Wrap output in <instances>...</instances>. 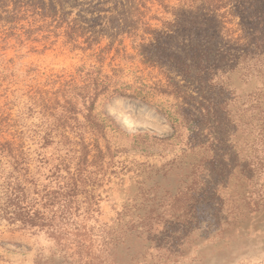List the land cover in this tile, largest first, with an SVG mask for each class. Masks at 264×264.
Here are the masks:
<instances>
[{
    "label": "rangeland",
    "instance_id": "obj_1",
    "mask_svg": "<svg viewBox=\"0 0 264 264\" xmlns=\"http://www.w3.org/2000/svg\"><path fill=\"white\" fill-rule=\"evenodd\" d=\"M251 5L264 0H0V143L29 169L0 151V264H264V19ZM196 44L212 50L199 84L169 58ZM91 67L113 97L91 117L78 101L73 125L103 128L105 154L60 218L46 198L76 161L43 146L51 125L32 97ZM19 184L52 230L11 223Z\"/></svg>",
    "mask_w": 264,
    "mask_h": 264
},
{
    "label": "trees",
    "instance_id": "obj_2",
    "mask_svg": "<svg viewBox=\"0 0 264 264\" xmlns=\"http://www.w3.org/2000/svg\"><path fill=\"white\" fill-rule=\"evenodd\" d=\"M253 6L254 5H251L247 9L244 8V10H250V14L251 11H253L264 19V9L253 8ZM260 24H262V22ZM262 32V29H259L255 36L258 38L262 34L264 35ZM68 38L69 41H72L76 39V36L72 37L69 35ZM259 39L260 41H258ZM259 39H255V44L258 47L259 44H264L263 38L260 37ZM153 48L155 49V47ZM87 49L91 50V45L87 47ZM211 53V46L204 48L196 44L191 46L183 56L175 55L169 58L178 66L177 69L182 76L194 80L199 84L203 82V77L206 73L204 65L208 64L211 60ZM164 54L165 53L162 51L159 55L161 58H167L168 60V56L163 57ZM186 60H188V63ZM219 60H222V58L220 57ZM81 72L79 77L80 85L75 79H71L70 81H64L54 92L40 91L36 92L32 97L34 108H32V110L40 114L43 119L50 122L51 125V127L47 128L48 131L41 137L43 146L54 144L57 148L62 147L66 149V154H70V159L76 161L74 167L76 174L66 169L71 179L69 178L64 186L57 185L58 191H52V197L46 198L52 207H54V205L58 206L60 218H62L63 214L66 215V213H70L72 209L76 208V210H79L80 206L78 204L81 203V201L78 199V190L80 187L82 189L80 176L83 172L87 171L86 168L88 167L89 161L97 160L105 154L99 141L100 137H102L103 128L94 125L91 121L82 126H75L73 124L77 121V102H81L85 110L89 112L88 117H91L96 102L101 96H108L107 94L110 92V86L107 82V78L100 75L101 68L91 67V69H83ZM112 97V95L108 96L107 100H111ZM198 109L200 115H202L201 113L203 111H206V115L210 113L209 109L205 107H199ZM108 121L118 129L112 117H108ZM0 151L8 158L15 172L18 174L23 172L24 175H26L29 171L28 167L26 164L22 165L18 160V157L23 155L21 148H17L12 141H5L2 144L0 143ZM55 171L57 172V169ZM26 190V187H22L21 184L12 189L11 195L6 202L7 212L8 214L10 213L9 220L11 223L17 224L20 229L46 230L49 226L47 230H52L51 225L45 222V218L38 210H32V208L27 207Z\"/></svg>",
    "mask_w": 264,
    "mask_h": 264
},
{
    "label": "bare ground",
    "instance_id": "obj_3",
    "mask_svg": "<svg viewBox=\"0 0 264 264\" xmlns=\"http://www.w3.org/2000/svg\"><path fill=\"white\" fill-rule=\"evenodd\" d=\"M139 115L147 121H155L156 120V115L153 113V111L151 110H147V109H142V110H139ZM119 118H120V122L121 124H123L124 126H139L140 125V122H138L137 120H130L128 118H125V117H121L119 115H117Z\"/></svg>",
    "mask_w": 264,
    "mask_h": 264
},
{
    "label": "water",
    "instance_id": "obj_4",
    "mask_svg": "<svg viewBox=\"0 0 264 264\" xmlns=\"http://www.w3.org/2000/svg\"><path fill=\"white\" fill-rule=\"evenodd\" d=\"M121 124V123H120ZM122 125V124H121Z\"/></svg>",
    "mask_w": 264,
    "mask_h": 264
}]
</instances>
